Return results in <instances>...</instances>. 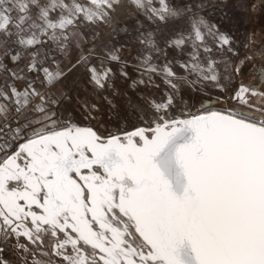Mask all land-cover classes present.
<instances>
[{"label": "snow or ice", "instance_id": "obj_1", "mask_svg": "<svg viewBox=\"0 0 264 264\" xmlns=\"http://www.w3.org/2000/svg\"><path fill=\"white\" fill-rule=\"evenodd\" d=\"M210 3L0 0V264H264V91ZM114 63L140 73L118 122L57 87L105 90Z\"/></svg>", "mask_w": 264, "mask_h": 264}, {"label": "rangeland", "instance_id": "obj_2", "mask_svg": "<svg viewBox=\"0 0 264 264\" xmlns=\"http://www.w3.org/2000/svg\"><path fill=\"white\" fill-rule=\"evenodd\" d=\"M205 15L211 23L219 26L221 34L234 40L233 47L239 48V55L232 57L236 63L231 66L232 69L239 68L238 72H234V79L237 84H243L245 87L253 88L258 92L264 91V82L259 75L260 69L264 68V56H262L264 53V0H227L226 6L221 0H215L214 6L209 4ZM134 21L135 17L129 16L124 22L131 26ZM114 27H119V23L114 24ZM122 35L123 32L117 36L115 41L117 45L121 42L120 36ZM107 37L108 34L105 33V38L107 39ZM133 55V49L128 48L125 50L124 59L130 60ZM204 55L227 58L230 54L223 50L218 52L214 49L212 53ZM72 59V55L68 54L62 62L67 67ZM241 60H243V64L239 63ZM110 66L114 72L113 86L105 90L94 89L88 83L87 76L83 71L67 73L68 78L64 84L57 87L60 88L61 92L71 94L73 100H76L77 97H86L90 102L95 103L100 109L96 115L101 121H109V117H111L112 122H118L125 114V110L129 109V102H135V93L130 84L132 79L139 78L140 73L135 64H131L127 69L122 64L114 63ZM124 70L129 73L130 78L127 80L120 75L121 71ZM156 82L161 84V88L152 89V91L155 95H160L164 85L159 78ZM140 90H144L143 86ZM204 103L207 105L209 101L205 100ZM211 103L216 110H223L229 106L223 99L216 103L215 97ZM113 105L115 106L113 107ZM71 107L76 109L75 104H71ZM128 114L131 116L130 111Z\"/></svg>", "mask_w": 264, "mask_h": 264}, {"label": "crops", "instance_id": "obj_3", "mask_svg": "<svg viewBox=\"0 0 264 264\" xmlns=\"http://www.w3.org/2000/svg\"><path fill=\"white\" fill-rule=\"evenodd\" d=\"M24 63L25 61H21L20 62V66L23 67L24 66ZM26 76L31 78V77H35L36 76V73H26ZM9 77L7 76V73L3 70V69H0V85H3V82L8 79ZM16 86L18 88H21L23 86L22 82L21 81H17L16 82ZM37 87H39V81H37Z\"/></svg>", "mask_w": 264, "mask_h": 264}]
</instances>
